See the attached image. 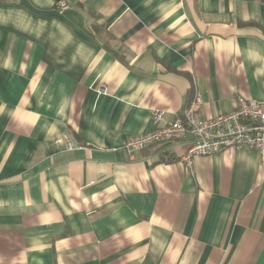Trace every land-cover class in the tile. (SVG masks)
<instances>
[{
  "label": "crops",
  "instance_id": "crops-1",
  "mask_svg": "<svg viewBox=\"0 0 264 264\" xmlns=\"http://www.w3.org/2000/svg\"><path fill=\"white\" fill-rule=\"evenodd\" d=\"M240 96L264 101V0H0V264H264L255 151L125 148Z\"/></svg>",
  "mask_w": 264,
  "mask_h": 264
},
{
  "label": "built area",
  "instance_id": "built-area-1",
  "mask_svg": "<svg viewBox=\"0 0 264 264\" xmlns=\"http://www.w3.org/2000/svg\"><path fill=\"white\" fill-rule=\"evenodd\" d=\"M63 10L64 1L57 3ZM199 98L187 107L183 119L160 127H155L144 135L131 137L125 143L127 150H139L148 146L164 144L180 137L192 139L182 162L191 169L195 157H207L213 154L245 149L255 151L264 164V101H254L237 97L232 111L219 114L211 119H202L195 112ZM163 112L152 113L153 124L161 121ZM68 150L75 147L68 136H63Z\"/></svg>",
  "mask_w": 264,
  "mask_h": 264
}]
</instances>
